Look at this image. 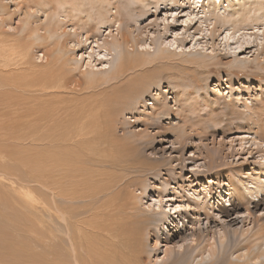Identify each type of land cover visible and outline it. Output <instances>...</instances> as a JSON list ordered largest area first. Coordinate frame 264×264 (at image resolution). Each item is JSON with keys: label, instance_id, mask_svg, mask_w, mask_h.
Masks as SVG:
<instances>
[{"label": "bare ground", "instance_id": "obj_1", "mask_svg": "<svg viewBox=\"0 0 264 264\" xmlns=\"http://www.w3.org/2000/svg\"><path fill=\"white\" fill-rule=\"evenodd\" d=\"M78 1L0 0L1 98L8 97L12 92L10 90L15 89L12 86L13 83L11 81L13 78L11 77L17 70L40 76L38 86H33L27 82L24 84L25 87L20 89L23 88V91L27 89L29 93L33 94L37 92L36 94L39 93L42 96L48 91L52 98L54 95L53 101L49 97L50 95L48 96V99L53 103L60 101L57 100L59 98L57 95L58 98L56 97L57 99H55V94L62 91V87L65 90L68 85L67 82H70L66 81L69 79L66 77L68 71L74 74L75 78L71 77L75 81L74 84L68 85L67 88L70 89L71 87L73 91L79 93L82 89L95 91L97 87L109 80L111 81V86L114 87V83L122 77L130 78L132 73L130 71L136 65L139 68V66L155 59L158 61L162 60L163 65L171 62L170 56L167 54L169 49L162 47V42L154 41L153 50L147 51L146 46L143 48L142 45L134 43V33L132 30L130 34L129 26L126 28L128 35L122 31L121 22H124L121 20L122 15L128 16L129 19L131 18L129 14L127 15L120 10L119 6L123 2L126 3V7L128 6V10L135 14L131 19L135 25L138 21L135 16L140 14L148 16L150 12L154 20L158 18L165 21L170 17V19L178 21L177 18L171 16L176 14L181 18H185L186 25L193 29V36L199 34L202 36H200L201 38L206 36L212 38L214 36V33L219 28V26L216 27L214 25L218 18L222 21L236 16L235 22L242 23L246 18L244 15L251 14L253 15V20L258 23L259 20L264 22V0H105L103 4L92 2V5L90 0V2L88 1L90 7L94 5L98 7L93 17L94 23L91 22L92 18L87 12V14H83V10L80 8L83 2L80 4ZM222 1H227L225 6H223ZM52 2L54 4L53 7ZM187 2L190 3L188 8L185 6ZM104 4L106 7H103L104 11H101L103 10L101 5ZM19 6H23L22 16L15 13ZM113 7L114 11L112 10ZM205 12H208L210 16L207 22L202 19ZM167 14L169 15L167 16ZM179 16L177 17L179 18ZM15 17H17V21L20 24L16 27L11 23V20ZM233 21L231 22L233 23ZM197 22L200 25L202 24L201 27H193ZM217 22L219 23V21ZM65 23L68 27L65 26ZM44 25L49 26V28L46 30ZM103 25L107 26L106 31H103L105 35H102L101 27ZM43 29L45 30L44 32L50 31L54 34V36H51L52 34L48 35L47 39L55 40L51 41L47 48L45 46L43 51L36 52L38 50L37 47L32 45H41L40 42H44L45 37L40 34ZM203 30L205 31L203 32ZM263 32L264 25L257 26L255 23L252 25V29L247 32L243 31V34L249 40L254 34L262 33L263 35L255 49L252 46L256 51H253L255 52L253 61L254 58L257 60V57L264 53L262 51V48H264ZM9 34H16L17 37H9ZM24 35L28 38L27 40H24ZM238 41L239 39L236 40V42ZM250 42L244 45L250 46ZM149 44L150 42L147 47ZM242 46L243 44L237 45L236 51H239ZM247 46L246 48H248ZM74 52L76 53L74 54ZM77 54L78 58L76 57ZM232 54L234 59H236L237 52L234 51ZM31 59L36 63L35 66L30 64ZM36 59L43 60V64L40 67L36 66L38 65ZM83 59H86L84 67L78 71L81 65L80 61H84ZM69 60H71V65L68 62ZM197 61L194 62L196 63ZM22 66L25 67L21 68ZM208 70L209 68L206 67V71ZM234 75L235 73L231 72L226 81V87L230 89H233L231 83L234 80ZM150 76V74H144L135 81L138 84V92L149 81L153 84L155 83L156 87L159 86L160 83L155 82L156 80L151 79L153 77ZM82 82L84 83L83 87L80 86ZM165 92L167 90L164 88L162 93L157 89L152 94L147 93L149 95L148 98L146 101L142 99V104L139 106L142 109L141 119L146 118L148 120V118L153 117L155 115L154 110L163 114L171 111L165 100L167 96ZM84 98V105L85 103L92 104L93 99L91 97L86 96ZM42 99L40 100L43 102ZM69 102L68 104H70ZM49 103L46 102L47 105ZM242 105L245 110L239 107L236 108L231 95H224L223 98L220 97L215 101L205 99L204 106L209 108L206 114H210L212 110L219 111L220 109L217 117H214L215 114H211L214 119L210 117L205 119L204 115H200L198 119H195L191 115H185V119L183 117L177 118L178 121L176 123H170L173 124V127L181 130L179 135L173 137L174 142H179L176 151L186 149L187 146L192 147L189 151L190 153L192 152L190 157L188 156L189 154L183 157L184 154L180 151L181 153L179 152L177 159L179 161L178 164L182 163L181 168L183 170L189 166L190 171H188L190 173L187 171V177L185 176L183 182L181 175H178V181H174L176 187L170 189V195L162 194L157 190V196L150 198V203L147 206H144V203L149 201H143L146 191L144 189L149 185L145 174L147 173V176H157L160 168L158 165L144 167L141 165L143 161H139L135 162L133 169L127 162L122 163V159H119L118 162H113V164H117L116 167L120 170L117 172L120 174H117L112 169L107 170L106 168L111 166L110 159L115 161L116 157L114 156L116 154L112 158V152L108 148L112 144L106 145L105 142L107 141H105V138L100 139L95 135L98 130L106 138L108 134L112 135V128L109 124L100 125L97 122L92 134L89 135L91 137H85L86 134L83 131L82 124L77 125L75 124L76 121L74 123L71 122L72 124L67 122L66 131H63L58 138L55 135L57 127L55 126L53 132L50 131L52 132L50 133L46 131L47 128H44L49 125L46 122V126L43 125L42 128L43 130L45 129L44 131L46 132L44 133H46L48 140L43 142L45 145H43V149L40 144L34 145V148L37 145L40 146V153H42V158L45 162V168L42 170L44 172L43 180L51 201L48 202L49 213L47 215H50L54 225L52 227L55 229L54 232L49 230V240L43 246L50 253L48 261L50 257L51 260L48 264H57L58 260L61 264H67L64 256L68 264H146L144 263V256L145 253L149 252L146 240L147 234L152 233L155 236L156 239L152 245L154 248L159 239V234L157 233L159 227L162 228L160 230L163 233L167 230L164 237L165 243L163 244L165 249L162 250L163 256L160 260L162 262L164 259L169 261H164L162 264H179L178 261L181 260L176 257V259L173 258L174 256L172 255L177 251H179L180 257L185 258L187 262L207 263V261H213L215 259L213 258L214 256L221 253L224 254V252H227L229 255L227 258L232 260L229 264H261V262H264V87L258 90L257 93L252 94L250 98L244 99ZM190 106L194 113L195 107L193 105ZM179 111L184 112V109L179 108L176 114ZM46 113L48 114L49 112ZM41 115L40 117L43 118ZM79 117L81 118V115ZM73 118L76 117L74 116ZM218 125L221 135L217 142V131L214 130V126ZM39 126H42V124H39ZM72 126H79V133ZM209 130L212 131L207 135L205 132ZM68 131L70 134H68ZM4 135L7 134L4 133ZM21 136L24 137L22 134ZM195 139L196 141H194ZM206 139H209V146L204 143ZM206 142L208 141L206 140ZM172 144L174 143L172 142ZM202 145L205 146V151L201 158H196L197 155H201L199 150ZM106 149L110 155L106 154ZM194 149L196 150L194 151ZM97 150L98 153L100 151L101 153L95 154ZM85 151L87 156L91 155L92 165L99 167H89L80 162ZM243 155L246 158L242 157ZM254 157L257 159H253ZM239 159L241 160L239 161ZM242 160L243 163H241ZM222 161L223 163L221 164ZM250 163H253L255 167H251L247 172L244 171L242 167L249 166ZM128 168L129 171L127 170ZM99 170L102 171L99 172ZM197 175L203 176V179L207 177L209 180L211 178L212 183L217 185L215 187L217 190V200L215 202L211 198L212 195L209 198H205L206 194H202V188L204 191L205 187L196 181ZM164 183L167 185L170 181L165 180ZM222 183L223 185L221 186ZM183 188L188 189V191L192 190L195 198L182 193ZM206 188L208 195L211 190L214 191L211 185L209 187L206 186ZM61 189H66L67 191L71 189V191L64 193V196L61 197L60 192L57 191ZM137 189L139 192H136ZM22 198L24 197L22 196ZM162 202H164V205L161 208ZM223 202H226V204ZM153 204L156 205L155 208L151 207ZM84 212H87L85 220L88 222L85 225L82 223L83 219L81 217ZM74 217H76V221L73 220ZM216 217L220 220H226V222L220 223ZM161 220L165 223L159 226L158 222H161ZM238 220L241 222L240 226H236L239 223ZM171 225L177 229H168ZM55 235H58V238L64 242L65 251L59 250L61 247L58 249V245H55L54 242L49 244ZM236 235L238 239L242 236V242H237V239L233 238ZM169 237H171V241L169 240L170 244L167 243ZM227 238H231L233 246L238 245V247L232 251H230L232 248L227 250L224 246ZM15 240L16 243L11 248H13L14 253L18 252L19 256H22L21 260H24L23 262L25 263L27 258L21 254V251L31 255L34 249L32 247H24L20 241ZM181 250L185 251V253H180ZM37 254L39 255V253ZM42 256L44 254H41ZM154 258L157 259L158 256L156 255ZM21 260L19 259V261Z\"/></svg>", "mask_w": 264, "mask_h": 264}, {"label": "rangeland", "instance_id": "obj_2", "mask_svg": "<svg viewBox=\"0 0 264 264\" xmlns=\"http://www.w3.org/2000/svg\"><path fill=\"white\" fill-rule=\"evenodd\" d=\"M88 1L90 2V0H79L78 3L81 4L83 2L80 5L82 6L80 8L83 10V14L88 13L92 18L91 22L94 23L95 21H93V17L97 12L98 7L97 5L90 7L89 4L91 3L92 5V2L103 4L105 0H91L90 3ZM226 3L227 1H222L223 6H225ZM51 4L53 7V2ZM189 4L190 3L188 2L185 4L186 8H188ZM103 7H106L105 4L101 5L102 9ZM22 8L23 6H19V9L16 10L15 13L17 15L21 14V12L23 11ZM119 8L123 13L127 15L129 14L131 17L129 19L128 16L122 15L121 20L124 21L121 22L122 31H124L125 34L128 35L126 28L127 26H129L130 34L132 30L134 33V43L142 45L143 48L144 46H146L145 48L147 51L153 50L155 45L154 41L162 42L161 46L165 47V49L167 48V50L169 49V53L167 54L170 56L171 62L163 65L164 63L162 62V60H159V62L155 59L153 61H150L149 63H145L142 66H139V68L136 65L130 71L133 73L130 74V78L126 79V76L125 78L122 77L120 80L114 83L115 88L111 86V81L109 80L105 84L97 87L95 91L82 89L81 91H79V93L73 91L71 87L70 89L67 88L68 85L74 84L75 81L74 74L68 71L66 73V77L69 79L66 81H70L71 83L67 82L68 85L65 88L66 91L63 90L62 87V91H60L61 93L58 92L57 94H55V99L59 97L57 100L60 101L53 103H51L50 99H48L49 97L52 98L51 94H49L48 91L46 94H44V96H42L41 94L39 95V93L36 94L37 92L33 94L29 93L27 89H25L24 91L23 88L20 89L21 87H25L24 84H26L27 82L28 84H31L33 86H38L40 76L34 73L27 74L21 70H17L12 74L13 76L11 77L13 78L11 83H13L12 86H14L15 89L13 88L12 90H10L12 92L8 97H0V129L2 128V130H0V264H48V262H50L51 260L50 257V260L48 261L50 253H48L47 248H43V246H45V243L49 240V230L51 232L55 231L54 227H52L54 226L52 223L53 221L50 218V215H47V213H49L48 202L51 201L44 185V172L42 170H44L45 168V162L43 161L42 153H40V146L37 145L36 148H34V145L40 144L43 149V142L48 140V137L44 132H53V129L56 126L57 133L55 135L59 138L61 136V133L63 131H66L65 126L67 125V122L68 124H70L71 122L74 123L76 121L75 124H82L83 131L86 134L85 137H87L92 134V131L95 129L97 122H99L100 125H104L106 123L109 124V126L112 128V135L108 134L106 138V136L100 130H98L97 134L95 135L100 139L105 138V141H107L105 142L106 145L112 144L110 146L108 145V148H110L112 152L111 157L116 154L114 156L116 157L115 161L110 159L111 166L106 168L107 170L112 169L116 172L120 171L116 167L117 164H113V162H118L119 159L123 160H121L122 163L127 162L133 169L135 167V162L139 161L144 162L141 163V165H143L144 167H152L156 165L159 166L160 172L157 176H147V173L145 174V178L148 180L147 183L149 185L144 189L146 191L143 201H149V199L153 196H157V190L162 194L170 195V189L172 187H176L174 181H178V175H181V179L183 182L185 180V176L187 177V174L190 173L189 166L186 167L187 169L183 170L181 168L182 163L178 164L179 161H177V159L179 157L178 155L180 151H182V153L184 154L183 157H186L188 154V156L190 157L192 152L190 153L189 151L192 149V147L187 146L186 149L176 151L179 142H174L173 137L179 135V133H181V130L180 128L173 127V124H170L171 122L176 123L178 119L182 117L185 119V115H191L195 119H198L200 115H204L206 117L205 119H208L207 117L214 119V117H217V115L219 114L220 109L219 111L212 110L210 114H206L209 108L207 106H204V101L205 99L208 101H215L220 97L223 98L224 95H231L235 107H239L240 109L245 110L244 106L242 105L244 99H246L247 97L250 98L252 94L257 93L258 90L263 89L264 87V53L260 55V57H257V60H255L254 58L253 61V57L255 55L254 53L256 52L254 49L256 45L259 44L258 42L263 38V35L262 33L254 34L251 40H249L247 36L243 34V31L247 32L252 29V25L254 23L257 26H261L262 24L264 25V22L260 20L259 23L256 20H253V15L245 14L244 16H246V18L242 23H239L237 21L235 22L236 16L222 21H220L221 19L218 18L216 20L219 21V23L216 21L214 25L216 27L219 26V28L218 31L214 33V36L212 38L207 36L201 38L202 36L199 34L193 36V29L189 28V25L187 26L186 22L184 21L185 18H181L179 15H171L172 17L177 18L178 21L172 20L170 19V17H168V20L162 21V19L158 18L154 20V17L150 12L148 13V16H143L144 14H140L138 16H135L136 20H138L137 24L135 25L133 20H131L132 16L135 14L132 13L131 10H128L129 8L128 6L126 7V3L123 2L122 5L119 6ZM90 10L92 14L90 13ZM112 10L114 11V7ZM219 10L221 11V9ZM101 11H104V9ZM168 15L169 14H167V16ZM177 16H179V18ZM209 17L210 16L208 15V12H205V15L203 14L202 19L207 22L210 19ZM231 21H233V23ZM11 23L14 25V27L20 25L17 21V17L13 18L11 20ZM66 25L67 24L65 23V26ZM201 25L199 24V22H197L193 27H201ZM44 27L46 28V30L49 28V26L47 27V25H44ZM106 27V25H103L101 27L102 35H105V32L103 33V31H106ZM208 27L210 28V26ZM44 31V29L40 31L42 37H45V40H43L44 42H40V44L43 45H32L37 47L38 50H36V52L43 51V49H45V46L47 48L50 42L55 40L47 39L48 35H51L52 33L50 31V33ZM204 31L205 30H203V32ZM51 36H54V34H52ZM9 37H17V35L9 34ZM25 39L27 40L28 38L24 35V40ZM237 39H239L238 42L240 43L236 42ZM246 41H251V45H244L245 43H247ZM149 42L150 44L147 47ZM239 44H243V46L239 51H236L237 45ZM246 46L248 48H246ZM252 46L254 47V49ZM234 51L237 52L236 59H234V55L232 54ZM262 51H264V48H262ZM75 53L76 52H74V54ZM76 57L78 58V54L76 55ZM36 60L35 61L38 64L36 66L40 67V65L43 64V60ZM85 60L80 61L81 65L78 71L80 69H83ZM196 60H198L196 62L198 64L194 62ZM68 62L70 65L72 64L71 60H69ZM30 64L32 66H35L36 63L33 62V59H31ZM24 67L25 66H22L21 68ZM206 67L209 68V72L206 71ZM78 71L76 70V72ZM231 72L235 73L234 80L231 83L233 89L226 87V81L228 75H231ZM144 74H150V77H153L151 79H155V82L160 83L159 86L156 87V85H154L155 83L153 84L151 83V81H149V83H145L140 89L141 91L138 92V84L135 83V81ZM71 76L74 78H72ZM80 86L83 87L84 83H80ZM164 88L167 90V92H165V94L167 95L165 100L168 106H170L171 111L163 114L157 113L158 111L154 110V114L156 115V117L154 115L153 117L148 118V120H146V118L141 119L140 116L142 115V109L139 106L142 104V99L146 101L149 96L147 95V93L152 94V92L156 89L159 92L161 91L162 93V90H164ZM86 93L88 94L83 96ZM33 95L36 97H34ZM86 96H89L93 99L92 104L85 103L84 105L83 101L85 100V98L83 99V97ZM53 98L51 99L52 101ZM40 99H42L43 102ZM73 99L77 100L73 101ZM46 102H50L51 104L49 103L48 106ZM68 102L70 104H68ZM190 105H193L195 107L194 113L192 112ZM179 108L184 109V112L179 111L176 114V111ZM46 112L49 113L47 114ZM84 113L87 115H85ZM197 114L198 116H196ZM211 114H215L214 117H212ZM40 115L43 118H41ZM80 115L81 118L79 117ZM175 115H177L178 117ZM47 116L50 118H48ZM74 116L78 120L76 118H73ZM42 119L45 120L42 121ZM47 119H50L51 121L49 120V122ZM46 122L47 125L49 124L48 127L45 125ZM39 124H42V126H39ZM51 124L53 127H50ZM43 125L46 126L44 127L45 129H49H46V131H44L45 129L43 130L42 128ZM72 128H76L77 133H79V126H72ZM214 130L217 131L216 141L218 142V139L221 135L219 125L214 126ZM211 131L212 130H209L205 133L209 135ZM4 133H6L7 135H4ZM21 134L24 137H20ZM68 134H70L69 131ZM206 140L208 142H206ZM206 140H204V143H207V145L209 146V139ZM194 141H196V139ZM172 142L174 144H172ZM204 147L205 146L203 145L201 146L199 150V154L201 155H197L196 158H201L202 154L205 151ZM195 150L196 149H194V151ZM105 152L106 154L110 155L107 149L105 150ZM53 153L52 155H54ZM86 153L87 152L85 151L83 154V159H81L80 162H83L89 167H99L92 165V157L91 155L87 156ZM99 153H101V151ZM99 153L98 150L95 152V154ZM242 157L246 158L245 155H243ZM253 159L257 158L254 157ZM240 160L241 159H239V161ZM222 163L223 161L221 162V164ZM241 163H243V160L241 161ZM253 166V163H250L249 166H245L242 168L247 172ZM127 170L129 171V168ZM101 171L102 170H99V172ZM117 174L120 173L117 172ZM165 180L170 181V183H167V185H165ZM196 181L199 182V184H201L203 187H205L204 191L202 188V194H206L205 198H209L212 195L211 198L215 202L217 200V190L215 188L217 185H214L212 183L211 178L209 180L207 177L203 179V176L197 175ZM210 185L211 187L213 186L214 191L211 190L208 195L206 192V186L209 187ZM222 185L223 183L221 184V186ZM57 191L60 192L62 197L64 196V193H68L69 191H71V189H69L68 191L66 189ZM136 192H139V190L137 189ZM182 193H184L185 195L188 194L189 196L195 198V194L192 193V190L188 191V189L186 190V188H183ZM24 194L27 197H25ZM22 196L24 198H22ZM205 198L203 199L205 200ZM149 203L150 201L144 203V206H147V204ZM223 203L226 204V202ZM163 205L164 202H162L160 207L162 208ZM155 206V204L151 205V207L154 208ZM81 217L83 219L82 223L84 225L87 224L88 222H86L85 220L87 217V212H84ZM216 219L220 223L226 222V220H220L217 217ZM73 220L76 221V217H74ZM163 223L165 222L161 220V222H158V225L162 226ZM202 223H204V221H202ZM240 224L241 222H239L236 226H240ZM160 229L162 228L159 227V230L157 231V233L159 234V239L157 240L158 242L154 248L152 247V245L156 238L154 235H152V233L147 234L146 240L148 243L149 254L145 253L144 256V263L146 264H162L164 261H169L167 259H164L163 262L160 260L163 256L162 250L165 249V245L163 244L165 243L164 237L167 233V230L164 229L165 232L163 233V231L161 232ZM168 229L173 230L177 228L171 225L170 228L168 227ZM72 231L74 232V230ZM233 238L237 239V242H242V236L240 237V239H238L237 235ZM15 239L20 241L22 246L30 248L32 247L34 249L31 255H28L29 253L27 254L24 251H21V254L27 258V261L25 263L23 262L24 260H21L22 256H19L18 252L14 253L13 248H11V246L16 243ZM170 239L171 237H169L168 239V244H170ZM226 240L224 242V246L227 250L232 248L230 250L232 251L233 249H236L238 247V245L233 246V241L231 240V238H227ZM59 241H61V239L58 238V235H55L54 239L49 242V244H53L54 242L55 245H58V249L61 247L59 250L62 249L63 251H65L64 242ZM37 253H39V255ZM178 253L179 251L173 253L172 255L174 256L173 258L176 257L177 259L181 260H177L179 264H229V262L232 261L227 258L229 257L227 252H224V254L221 253L219 255H216L217 257L214 256L213 258L215 259H213V261H207V263H197L190 261L187 262L185 258L180 257ZM180 253H185V251L181 250ZM41 254H44V256L42 257L45 258H42ZM156 255L158 256L157 259L154 258ZM19 259L21 261H19ZM64 260L65 263L68 264L65 256ZM223 260L227 262H224ZM57 264H61L59 260ZM261 264H264V262H261Z\"/></svg>", "mask_w": 264, "mask_h": 264}]
</instances>
